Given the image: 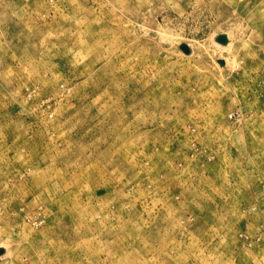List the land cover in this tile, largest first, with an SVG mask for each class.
Returning a JSON list of instances; mask_svg holds the SVG:
<instances>
[{"label":"rangeland","instance_id":"1","mask_svg":"<svg viewBox=\"0 0 264 264\" xmlns=\"http://www.w3.org/2000/svg\"><path fill=\"white\" fill-rule=\"evenodd\" d=\"M0 264H264V0H0Z\"/></svg>","mask_w":264,"mask_h":264}]
</instances>
